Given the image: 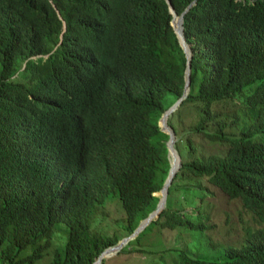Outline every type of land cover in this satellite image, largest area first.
Instances as JSON below:
<instances>
[{
	"label": "trees",
	"instance_id": "trees-1",
	"mask_svg": "<svg viewBox=\"0 0 264 264\" xmlns=\"http://www.w3.org/2000/svg\"><path fill=\"white\" fill-rule=\"evenodd\" d=\"M192 1L169 0L177 15ZM170 19L165 0H0V264H92L154 210L169 168L157 121L184 87ZM182 33L189 90L166 118L180 165L157 217L99 264H264V0H195ZM216 198L238 208L223 238L210 233ZM112 201L122 216L107 232L96 222Z\"/></svg>",
	"mask_w": 264,
	"mask_h": 264
},
{
	"label": "rangeland",
	"instance_id": "rangeland-1",
	"mask_svg": "<svg viewBox=\"0 0 264 264\" xmlns=\"http://www.w3.org/2000/svg\"><path fill=\"white\" fill-rule=\"evenodd\" d=\"M178 112H179L178 115L171 117V122H170L176 134H178L177 130H180L181 127H187V125L189 124L191 120V113H192L191 109H189L188 103L180 107L178 109ZM185 136L186 134L185 132H183L180 137L181 139L180 146H182L185 143V140H184ZM198 139H199L198 137L194 138L193 141L198 142ZM167 160H168V163L170 164L169 155H167ZM158 193L159 191L154 194L158 196L159 198ZM219 200H220L219 198H216L215 202H217V204H214L213 206H210L208 208L209 219H211V221L215 224V227L210 231L211 236H213L214 238H223L226 235L224 233H225V229L227 226H226V223H224L223 221L225 209H227V212L231 215L234 223H236V219H237L236 217V212L238 210L237 205L231 202L230 204L226 206V203L219 201ZM185 210H189V207L185 208ZM103 212H104V217H100L99 220L96 222V228L104 229L106 227H111L113 221L116 218L122 216V212L120 210V207L117 201L107 202L104 206ZM106 224H110V226H106ZM105 230L107 232L110 231L109 228H106ZM156 232H157V229L153 228V230L151 231V233H149L147 237H143L140 241L142 246L151 247L150 246L151 243L153 244L154 241H156L155 240ZM161 235L165 237V240H163L165 243L172 241L171 240L172 236H170V234L167 233L166 231L163 230ZM230 236H234L233 233H230ZM113 255H115V252H112L111 254L104 256V258L113 256ZM152 256H153L152 254H145V253L143 254H139V253L124 254V257L120 258V261L118 262L119 264H150V260ZM45 259L46 258H44L43 261ZM35 264H38V262H36Z\"/></svg>",
	"mask_w": 264,
	"mask_h": 264
},
{
	"label": "water",
	"instance_id": "water-1",
	"mask_svg": "<svg viewBox=\"0 0 264 264\" xmlns=\"http://www.w3.org/2000/svg\"><path fill=\"white\" fill-rule=\"evenodd\" d=\"M165 1L168 4V9H169V11H170V13L172 15L171 20H170V24H171V26L173 28L174 33L176 34L178 43H179L181 49L183 50L185 58H186L185 69H184V87H183L182 94L176 101H174V103H172L161 114L160 118L158 119V126H159L160 130L162 132H165L168 135V138H167V140L165 142V146H166V149H167V155H169L170 151L174 150V148L172 146L173 145V141H174V133H173L172 129L166 124V117L172 111H174L176 109V107L179 105V103L182 101V99H184L186 97V95L188 93V90H189V73H190V56H191V52H190V49H189L188 45L186 44V42L184 40V37H183V33H182V16H183V13L186 10H188V8L192 4L195 3V0H193L190 4H188V6L179 15H176V13L174 12L172 6L170 5L169 0H165ZM174 16H178V18H179V27L178 28H176L174 26V24H173V17ZM177 158H178V161H177L176 165H174V166L169 165L167 175H166V177H165V179H164V181L162 183V186L160 188V191H159L162 196L159 197L154 210L151 211L145 218H143L129 235H127L125 237H122L113 246H110V247L104 249L97 256V258L94 260V262H92V264H99L101 258L111 254L112 252H116L128 240L134 238L138 234V232H140L152 219L157 217L158 213L160 212V210L164 206V199H165V195H166V189H167V187H168V185H169V183L171 181V178H172L173 174L175 173V171L178 169V167L180 165V158H179L178 154H177Z\"/></svg>",
	"mask_w": 264,
	"mask_h": 264
},
{
	"label": "clouds",
	"instance_id": "clouds-1",
	"mask_svg": "<svg viewBox=\"0 0 264 264\" xmlns=\"http://www.w3.org/2000/svg\"><path fill=\"white\" fill-rule=\"evenodd\" d=\"M177 15V14H176ZM171 17H172V15H171ZM171 20V19H170ZM171 25V24H170ZM172 27V26H171ZM176 35V34H175ZM177 38V37H176ZM185 40V39H184ZM187 44V43H186ZM188 45V44H187ZM188 47H189V45H188ZM104 67L102 66V65H98V67H96L95 69H94V71H92V72H90V73H88V76H87V78H86V80H85V83H84V85H85V93H84V95L83 94H81L80 95V97H78V99L76 100V113H75V115L77 116V114H78V117H80V114L82 113V112H84V109H86V110H93V108H94V104H93V102H95V100L93 99V97L92 98H90V96H89V91H88V83H92V80L93 79H95L94 78V76L96 75V73L97 72H99L100 70H102ZM84 85H83V87H84ZM177 108V107H176ZM161 116V115H160ZM160 118V117H159ZM158 118V119H159ZM167 118V117H166ZM157 124H158V121H157ZM167 124V123H166ZM165 133V132H164ZM176 140V138H175V136H174V141ZM174 141H173V143H174ZM173 146V145H172ZM174 148V147H173ZM174 150H175V148H174ZM175 152H176V150H175ZM177 153V152H176ZM178 154V153H177ZM180 158V157H179ZM170 165V164H169ZM160 191V190H159ZM166 196V195H165ZM159 199V198H158ZM164 201H165V199H164ZM164 207V206H163Z\"/></svg>",
	"mask_w": 264,
	"mask_h": 264
}]
</instances>
